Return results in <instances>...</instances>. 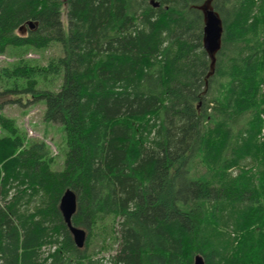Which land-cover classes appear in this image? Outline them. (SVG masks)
I'll use <instances>...</instances> for the list:
<instances>
[{"label":"trees","instance_id":"obj_1","mask_svg":"<svg viewBox=\"0 0 264 264\" xmlns=\"http://www.w3.org/2000/svg\"><path fill=\"white\" fill-rule=\"evenodd\" d=\"M0 55L65 138L54 170L0 102V264H264V0H0ZM97 228L113 255L92 258Z\"/></svg>","mask_w":264,"mask_h":264},{"label":"rangeland","instance_id":"obj_2","mask_svg":"<svg viewBox=\"0 0 264 264\" xmlns=\"http://www.w3.org/2000/svg\"><path fill=\"white\" fill-rule=\"evenodd\" d=\"M64 25L66 23L65 19ZM26 27L18 30L19 33H25ZM62 55L61 46L53 42L45 49H30L26 54L25 58L27 62L32 65H46L51 58ZM10 59L5 58V56L0 55V69L3 67H8ZM48 80H51L49 78ZM4 83V84H3ZM51 82H48L47 88L57 90L60 83V78H57L51 83L52 87H49ZM44 88V84L39 80L38 88ZM22 80H16L12 77H2V82L0 80V102H3L2 112L15 119L17 128L20 132L25 133L28 140L32 141H44L48 148L50 155L54 158L52 163V169L60 170L63 167V149L65 148V138L64 131L61 124L48 122L43 120V110L45 103L42 100L36 101L27 99H32L30 93H25L21 89ZM4 89V90H3ZM10 89V91H7ZM10 99L16 100V102H11ZM20 99V100H19ZM19 100V101H18ZM2 129L0 128V135L2 134ZM92 244H91V255L92 258L98 259L101 257H108L110 254H114L116 246L111 241L104 242L106 249H101L102 245L101 239L102 234L99 229L93 230ZM113 247V248H112ZM96 252L97 254H93Z\"/></svg>","mask_w":264,"mask_h":264},{"label":"water","instance_id":"obj_3","mask_svg":"<svg viewBox=\"0 0 264 264\" xmlns=\"http://www.w3.org/2000/svg\"><path fill=\"white\" fill-rule=\"evenodd\" d=\"M30 25L32 26L31 22ZM203 38L202 46L211 57V64L214 61V54L220 48L222 24L220 17L213 11L209 3L203 9ZM76 209V195L70 190L66 189L62 194L59 202V211L64 222L67 224L72 233L74 243L78 247H82L85 240V232L81 228H76L71 224V216ZM193 264H204L200 255H196Z\"/></svg>","mask_w":264,"mask_h":264},{"label":"bare ground","instance_id":"obj_4","mask_svg":"<svg viewBox=\"0 0 264 264\" xmlns=\"http://www.w3.org/2000/svg\"><path fill=\"white\" fill-rule=\"evenodd\" d=\"M155 5H156V3H155ZM32 27V26H31ZM66 224V223H65ZM72 224V223H71ZM67 225V224H66ZM73 226V225H72ZM68 227V226H67ZM77 228V227H76ZM69 229V228H68ZM70 231V230H69ZM85 232V231H84ZM72 234V233H71ZM73 237V236H72ZM74 241V240H73ZM85 241V240H84ZM76 245V244H75ZM84 245V244H83ZM83 245H82V247H83ZM77 246V245H76ZM78 247V246H77ZM78 248H81V247H78ZM195 258V257H194Z\"/></svg>","mask_w":264,"mask_h":264}]
</instances>
